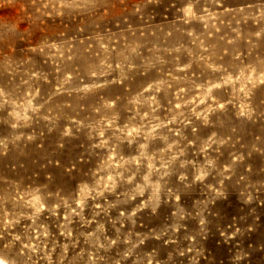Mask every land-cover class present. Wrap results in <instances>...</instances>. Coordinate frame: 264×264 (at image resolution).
I'll list each match as a JSON object with an SVG mask.
<instances>
[{"label": "rangeland", "instance_id": "rangeland-1", "mask_svg": "<svg viewBox=\"0 0 264 264\" xmlns=\"http://www.w3.org/2000/svg\"><path fill=\"white\" fill-rule=\"evenodd\" d=\"M0 264H264V0H0Z\"/></svg>", "mask_w": 264, "mask_h": 264}]
</instances>
